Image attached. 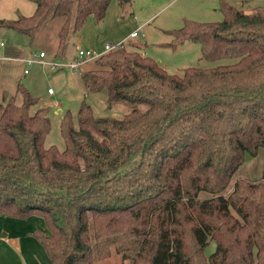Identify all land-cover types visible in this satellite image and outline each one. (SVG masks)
Masks as SVG:
<instances>
[{
	"label": "trees",
	"instance_id": "1",
	"mask_svg": "<svg viewBox=\"0 0 264 264\" xmlns=\"http://www.w3.org/2000/svg\"><path fill=\"white\" fill-rule=\"evenodd\" d=\"M30 16L0 27L30 43L62 18L55 57L89 17L99 23L112 0H31ZM122 6L132 0H117ZM223 20L170 30L175 43L201 44L215 67L169 73L139 50L118 47L81 73L88 92L123 102L122 118L100 117L82 100L76 123L66 111L65 142L44 147L47 108L20 83L0 100V216L40 217L31 235L48 264H92L114 252L131 264H264V170L238 179L246 155L264 147V7L245 12L220 0ZM20 92L22 103H15ZM206 191L210 198L201 199ZM210 241L216 250L206 255Z\"/></svg>",
	"mask_w": 264,
	"mask_h": 264
},
{
	"label": "rangeland",
	"instance_id": "2",
	"mask_svg": "<svg viewBox=\"0 0 264 264\" xmlns=\"http://www.w3.org/2000/svg\"><path fill=\"white\" fill-rule=\"evenodd\" d=\"M114 4H119L120 9H114ZM89 18L93 22L92 24L97 25L93 42L89 40L91 34L80 33L89 28V23L85 22L78 29V32L74 33L68 40L70 47L67 56L58 59H62L64 62L71 61L74 58L75 45L83 48L96 47L95 50L101 51L97 49L100 45L105 42L113 43L109 39L118 35L122 39L125 38L124 46L128 50L135 48L141 53L149 55L159 61L172 74H181L183 69L192 66L208 68L235 62V59L229 58L217 61L201 59V44L197 42L187 41L177 47L172 46V43H175V38L170 30L181 27L185 20L197 22L223 20L224 16L218 0H132L123 6L117 0H112L104 18L99 23L94 21L92 17ZM62 21L60 17L49 20L31 43L25 34L0 27V89L8 90L9 93L13 94L16 84L20 83L36 100L29 108L30 114L39 108L48 109L50 130L45 137L44 147L55 145L60 151L65 148V142L60 133V120L64 113L69 111L76 123L77 112L82 100L89 103L94 113L100 117L122 118L131 110V106L123 102L108 105L105 90L88 92L85 89L81 73L93 66L95 58L84 62L77 69L53 70L49 65L42 63H33L31 66L25 67L23 62L5 56L4 51L6 49L10 48L15 51L21 47L26 53L25 55L33 51H44L46 54L44 61L56 60L57 58L54 56L57 46L56 32ZM136 29L141 32H138V36L131 37L130 33ZM79 34H84L85 38ZM80 39L82 41H77ZM49 89L52 93H48ZM15 103L18 105L22 103L20 92L15 94ZM263 170L264 147H261L256 156L246 155L245 162L233 176L230 187L232 188L234 183L241 178L260 179ZM210 197L211 194L206 191H201L199 194L201 199ZM32 218H34L32 219L33 222L36 223L33 230L43 226L44 231H46L44 221L40 217L34 216ZM24 238L25 236H22L23 241L18 243L22 252L29 251L31 247L25 243ZM215 250L216 242L210 241L205 253L210 255ZM92 264H131V262L114 252L112 256L106 259H95Z\"/></svg>",
	"mask_w": 264,
	"mask_h": 264
},
{
	"label": "crops",
	"instance_id": "3",
	"mask_svg": "<svg viewBox=\"0 0 264 264\" xmlns=\"http://www.w3.org/2000/svg\"><path fill=\"white\" fill-rule=\"evenodd\" d=\"M225 1L229 2L230 4L240 9H243L245 12L248 13L251 12L255 7H259V6L264 7V0H225ZM218 2L220 3V0H218ZM114 5H115L114 9H120L119 4H114ZM35 7H36L35 3L31 0H0V19H16L19 15L30 16L34 13ZM87 22L89 23L88 30L82 31L80 33L91 34L89 40L93 42L94 34L96 35L97 25L92 24L93 22L90 20V18L86 21V23ZM134 31H132L130 35ZM79 35L85 38L84 34H79ZM109 40L113 42L110 44H118L120 42H123L124 44L125 38L122 39L121 36L115 35ZM77 41H82V39ZM106 43L108 42L103 43V45H100V47L97 49L103 51L104 45ZM69 47L70 46L68 45L67 51ZM77 48H79V46L75 45L74 58L76 56ZM95 48L96 47H84V49H95ZM134 50L137 49L134 48ZM67 51H66V56H67ZM4 54L6 57L19 58L21 56H24L26 53L20 47V49L17 48L15 51L8 48L4 51ZM3 91L8 92V90L0 89V100ZM48 93H52V92H48ZM32 217L34 216H30L27 219H15L6 216H0V264H48L47 262L48 257L46 256V253L44 254L45 252L44 249L42 248L40 243L31 235V233L36 229H40L44 231L43 226L41 228L39 227L34 228L33 230V226L36 223L33 222L32 219L34 218ZM35 221L39 223L37 220ZM2 231L3 233L1 234ZM21 235L25 236L24 238L25 243L31 246L29 251L25 250L24 252H22L21 248H19L18 243H21L23 241Z\"/></svg>",
	"mask_w": 264,
	"mask_h": 264
},
{
	"label": "built area",
	"instance_id": "4",
	"mask_svg": "<svg viewBox=\"0 0 264 264\" xmlns=\"http://www.w3.org/2000/svg\"><path fill=\"white\" fill-rule=\"evenodd\" d=\"M138 32L139 30H135L131 34V36L133 37L138 36ZM123 45H124L123 42H120L118 44L106 43L104 45L103 51H97L95 49H84V48L79 47L76 49L75 58L72 59L71 61H66V62L62 61V59L61 60L58 59V57H55L57 58L56 60L44 61L43 59L46 56L44 51H39V52L33 51L32 53L28 55L22 56L21 58H13V57H10V58L23 62L25 67H29L33 63H42V64L49 65L53 70H58V69H63V68L77 69V68H80V66L84 62L97 58L102 53H105L107 51L113 50L118 47H122ZM48 92H51V90L49 89Z\"/></svg>",
	"mask_w": 264,
	"mask_h": 264
}]
</instances>
